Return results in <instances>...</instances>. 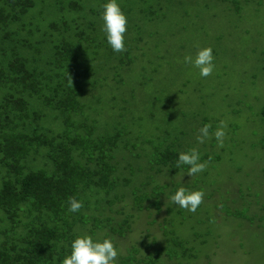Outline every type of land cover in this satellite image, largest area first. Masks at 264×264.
Returning a JSON list of instances; mask_svg holds the SVG:
<instances>
[{"label":"rangeland","instance_id":"1","mask_svg":"<svg viewBox=\"0 0 264 264\" xmlns=\"http://www.w3.org/2000/svg\"><path fill=\"white\" fill-rule=\"evenodd\" d=\"M70 2L82 9L71 10L69 16L94 18L105 35L101 17L88 10L103 11L108 0H44L32 10V22L45 29L60 18L54 5L66 8ZM117 3L131 10L130 25L143 21L140 35L128 34L135 44L131 58L121 53L131 64L108 58L102 47L100 60L82 82L94 89L84 100L90 109L81 112L95 135H120L112 150L118 186L107 192L113 205L100 219L111 217L117 230L125 215L132 218L122 237L101 232L90 220L83 234L94 242L111 239L119 252L116 264L130 252L139 260L156 257L161 249L157 264H264V0ZM197 45L212 49L215 69L207 78L183 63L185 55L195 56ZM52 116L48 113L42 124L59 130L62 125ZM221 120L227 122L224 146L218 147L214 136L198 143L199 129L211 124L214 133ZM192 148L198 149L201 162L211 157L207 169L193 177L187 176L188 166L160 170L154 158L165 149L179 155ZM141 186L142 195L154 194L156 187L162 190L159 212L151 205L153 199L139 212L132 209L131 196ZM181 187L204 191L195 213L171 202Z\"/></svg>","mask_w":264,"mask_h":264},{"label":"trees","instance_id":"2","mask_svg":"<svg viewBox=\"0 0 264 264\" xmlns=\"http://www.w3.org/2000/svg\"><path fill=\"white\" fill-rule=\"evenodd\" d=\"M42 3L44 0H0V264H62L71 254L72 242L85 236L88 220L101 232L108 230L122 237L132 218L125 215L117 230L111 217L100 219L113 205L107 192L118 186L113 179L112 150L120 135L117 131L94 134V127L81 112L90 109L84 100L94 86L82 82L100 60L102 47L107 48L108 58L120 65L131 64L135 44L128 34L140 35L143 21L130 25L131 10L121 7L127 17L122 55L130 57L124 61L121 53L109 48L106 33L101 36L94 18L69 16L71 10L82 9L76 2L66 8L55 4L60 18L48 22L45 29L34 24L31 12ZM88 13L101 17L103 11L89 9ZM139 13L144 14V7ZM48 113L63 128L43 125ZM72 118L79 122L70 125ZM261 122L264 150V106ZM178 156L165 149L154 158L160 170L169 165L167 171L175 172ZM262 173L264 180V168ZM158 187L151 190L154 194L142 195L141 186L131 196L132 209L139 212L153 199L151 205L159 212L162 190ZM69 197L83 202L78 213L68 211ZM162 253L163 249L156 257L138 260L130 252L120 263L142 260L157 264Z\"/></svg>","mask_w":264,"mask_h":264},{"label":"clouds","instance_id":"3","mask_svg":"<svg viewBox=\"0 0 264 264\" xmlns=\"http://www.w3.org/2000/svg\"><path fill=\"white\" fill-rule=\"evenodd\" d=\"M102 7V31L106 33L107 43L114 52L122 53L126 51L125 34L127 32V17L122 12L117 0H108ZM196 47L197 52L195 56L185 55L183 63L198 69L199 76L207 78L212 75L215 69L212 49L210 47L200 48L199 45ZM211 129V124H205L199 129V135L197 136L198 143L203 144L205 140H209L214 136L217 146L222 148L226 136L227 122L221 120L214 133L211 132ZM210 160L211 157H209L208 161L201 162L198 149L192 148L187 152H181L175 165L177 168L188 166L187 176L193 177L205 171ZM204 196L203 190L188 191L181 187L170 197V200L180 208L195 213L204 202ZM68 205V211L71 213H78L84 206L83 202L78 201L75 197L68 198ZM118 255L119 252L111 239L94 242L91 236L85 235L77 237L72 242L71 254L63 259L62 264H116Z\"/></svg>","mask_w":264,"mask_h":264}]
</instances>
